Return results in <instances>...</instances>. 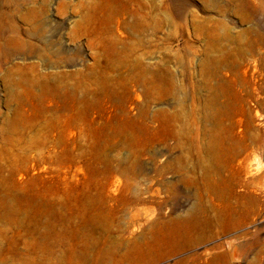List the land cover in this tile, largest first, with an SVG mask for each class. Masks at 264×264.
Returning <instances> with one entry per match:
<instances>
[{
  "label": "rangeland",
  "instance_id": "rangeland-1",
  "mask_svg": "<svg viewBox=\"0 0 264 264\" xmlns=\"http://www.w3.org/2000/svg\"><path fill=\"white\" fill-rule=\"evenodd\" d=\"M0 264H264V0H0Z\"/></svg>",
  "mask_w": 264,
  "mask_h": 264
},
{
  "label": "bare ground",
  "instance_id": "bare-ground-1",
  "mask_svg": "<svg viewBox=\"0 0 264 264\" xmlns=\"http://www.w3.org/2000/svg\"><path fill=\"white\" fill-rule=\"evenodd\" d=\"M246 170H247L246 160H245V158H242L239 162L238 171L241 172V171H246ZM259 245H260V240L255 239L251 243L244 245L242 248L240 247V249H234L232 256H234L236 258L247 257V256H249L250 252L253 251Z\"/></svg>",
  "mask_w": 264,
  "mask_h": 264
}]
</instances>
